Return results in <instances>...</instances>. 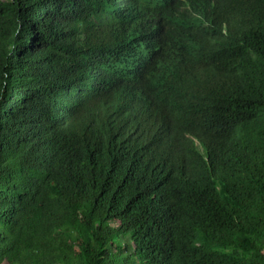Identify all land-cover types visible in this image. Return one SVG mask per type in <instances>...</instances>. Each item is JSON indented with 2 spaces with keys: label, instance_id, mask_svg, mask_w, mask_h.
Here are the masks:
<instances>
[{
  "label": "trees",
  "instance_id": "obj_1",
  "mask_svg": "<svg viewBox=\"0 0 264 264\" xmlns=\"http://www.w3.org/2000/svg\"><path fill=\"white\" fill-rule=\"evenodd\" d=\"M0 264H264V0H0Z\"/></svg>",
  "mask_w": 264,
  "mask_h": 264
}]
</instances>
